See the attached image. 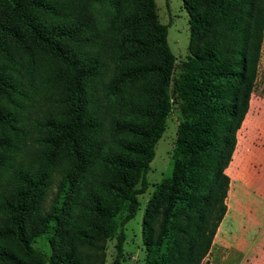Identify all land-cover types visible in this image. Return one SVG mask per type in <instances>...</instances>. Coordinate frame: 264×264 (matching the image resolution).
<instances>
[{
	"label": "trees",
	"instance_id": "1",
	"mask_svg": "<svg viewBox=\"0 0 264 264\" xmlns=\"http://www.w3.org/2000/svg\"><path fill=\"white\" fill-rule=\"evenodd\" d=\"M109 1L112 21L97 32L92 0H0V264H103L114 235L111 264H121L170 86L182 120L172 175L142 216L145 264H203L226 213L225 168L256 77L264 0H182L190 56L176 77L155 0ZM55 86L59 99L36 97Z\"/></svg>",
	"mask_w": 264,
	"mask_h": 264
},
{
	"label": "rangeland",
	"instance_id": "2",
	"mask_svg": "<svg viewBox=\"0 0 264 264\" xmlns=\"http://www.w3.org/2000/svg\"><path fill=\"white\" fill-rule=\"evenodd\" d=\"M158 19L162 24H168L167 41L175 55V66L173 77L181 72V65L190 56L188 43L190 38V29L188 23V14L183 7L182 0H155ZM91 12L95 20L96 31L104 32L107 30L113 18V6L109 0H92L90 3ZM134 11V8H133ZM130 47V45H128ZM94 48V47H93ZM158 53L156 49L152 50L149 60L156 62ZM45 65L42 76H47L50 71V65ZM112 75V65L109 66L102 82L98 85L102 93L103 83H107ZM43 78L37 80V84L43 82ZM153 80L154 78H149ZM52 95L42 88L36 97L46 96L47 99L56 100L60 98L62 87L55 86L51 90ZM32 91L30 90L29 93ZM172 107L166 119V128L155 145V154L149 164L147 172L148 188L137 196L139 200V209L134 218L129 220L124 226L125 240L123 242V252L121 264H145V248L141 237V220L146 204L151 197L156 186L164 179L170 177L174 168V150L177 139L178 124L182 120V115L178 106L179 99L175 96L172 86L168 88ZM39 98V99H40ZM43 113H41V116ZM261 153L263 160H256V154ZM264 25L261 48L257 64L256 77L253 83L247 111L240 128L236 133V146L232 158L225 168L226 174L230 178L229 189L226 197L227 208L236 211L239 208L251 206V210L258 211L259 207L264 208L258 196L256 195V182L248 178L252 174L260 176L264 180ZM88 177H90L88 175ZM248 179V180H246ZM58 176L54 181L46 196V208L51 203L56 192ZM122 211L120 215H124ZM258 213V212H257ZM255 217L258 214L254 213ZM116 235L106 240L104 245L105 260L103 264H111L116 255ZM35 246L46 252L48 247L41 240H36ZM46 258V255H45ZM207 264V260H204ZM47 264V263H46Z\"/></svg>",
	"mask_w": 264,
	"mask_h": 264
},
{
	"label": "crops",
	"instance_id": "3",
	"mask_svg": "<svg viewBox=\"0 0 264 264\" xmlns=\"http://www.w3.org/2000/svg\"><path fill=\"white\" fill-rule=\"evenodd\" d=\"M260 156L261 153H257L256 160H263ZM258 175H248V178L256 182V195L264 204V180ZM250 207L231 212L227 208L210 249L202 259L203 264H206L204 260L207 264H264V208L253 212Z\"/></svg>",
	"mask_w": 264,
	"mask_h": 264
}]
</instances>
